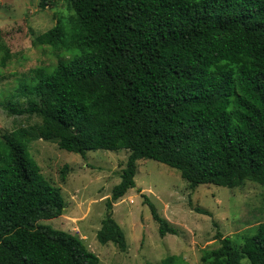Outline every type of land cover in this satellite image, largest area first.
Masks as SVG:
<instances>
[{"label": "trees", "instance_id": "trees-1", "mask_svg": "<svg viewBox=\"0 0 264 264\" xmlns=\"http://www.w3.org/2000/svg\"><path fill=\"white\" fill-rule=\"evenodd\" d=\"M63 1L72 16L33 44L68 57L31 70L3 105L40 123L0 138V264L99 262L79 237L40 224L62 216L65 202L29 154L37 140L81 157L127 151L107 210L135 187L145 159L176 170L191 191L255 183L264 212V0ZM146 203L159 237L176 235ZM96 238L127 249L111 214ZM216 239L202 264H264V222L238 244Z\"/></svg>", "mask_w": 264, "mask_h": 264}, {"label": "rangeland", "instance_id": "rangeland-1", "mask_svg": "<svg viewBox=\"0 0 264 264\" xmlns=\"http://www.w3.org/2000/svg\"><path fill=\"white\" fill-rule=\"evenodd\" d=\"M0 0V138L20 127L40 123L36 116H10L3 105L14 95L17 85L38 67H54L67 54L33 44L51 29L56 20L72 16L63 0ZM6 52V54H5ZM28 151L42 176L60 189L65 202L62 216L40 224L79 237L98 264H202L201 252L218 245L216 234L230 237L235 244L251 236L264 222L263 188L252 182L227 189L200 185L191 191L179 173L152 160L137 161L135 187L106 208L112 188L120 181L128 152L98 150L84 157L57 148L56 144L33 141ZM64 180L61 174L64 167ZM146 200L176 230V235H158ZM191 200V204L189 201ZM209 213L201 215L193 208ZM111 214L122 230L127 249L97 241L102 220ZM242 264H249L243 259Z\"/></svg>", "mask_w": 264, "mask_h": 264}]
</instances>
